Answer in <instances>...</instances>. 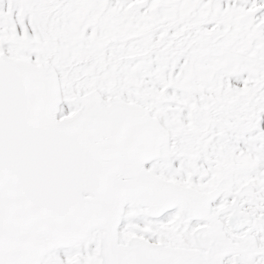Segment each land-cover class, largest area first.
<instances>
[{"label":"snow or ice","instance_id":"obj_1","mask_svg":"<svg viewBox=\"0 0 264 264\" xmlns=\"http://www.w3.org/2000/svg\"><path fill=\"white\" fill-rule=\"evenodd\" d=\"M0 264H264V0H0Z\"/></svg>","mask_w":264,"mask_h":264}]
</instances>
